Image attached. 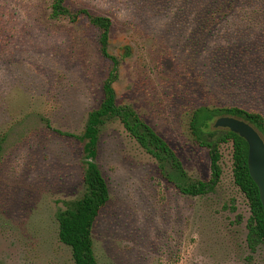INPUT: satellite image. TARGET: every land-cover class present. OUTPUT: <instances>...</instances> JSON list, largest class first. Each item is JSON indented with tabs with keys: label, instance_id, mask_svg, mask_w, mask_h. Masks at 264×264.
<instances>
[{
	"label": "rangeland",
	"instance_id": "1",
	"mask_svg": "<svg viewBox=\"0 0 264 264\" xmlns=\"http://www.w3.org/2000/svg\"><path fill=\"white\" fill-rule=\"evenodd\" d=\"M67 1L111 19L109 52L131 48L114 84L118 102L134 106L192 179L208 180V154L194 144L189 118L201 106L264 115V67L215 58L232 48L226 33L248 46L256 35L225 27L223 15L216 26L198 27V10L176 15L175 4ZM48 6L0 0V264H73L55 215L83 194V157L82 144L66 134L83 133L110 69L98 32L84 20H49ZM220 153L214 191L185 196L118 121L106 124L97 164L110 198L93 229L98 264H264V247L251 252L246 244L250 210L234 184L231 143Z\"/></svg>",
	"mask_w": 264,
	"mask_h": 264
},
{
	"label": "trees",
	"instance_id": "2",
	"mask_svg": "<svg viewBox=\"0 0 264 264\" xmlns=\"http://www.w3.org/2000/svg\"><path fill=\"white\" fill-rule=\"evenodd\" d=\"M136 1L152 9L175 4L177 7L175 13L181 16L198 10L195 14L198 27H205L203 26L205 24L216 26L220 15H223L225 27L244 30L242 32L244 34L256 35L254 36L256 43L248 46L240 41L232 42L226 33L223 40L230 42L232 48L215 55L216 64L228 61L230 65L234 62L235 67L236 61L241 59L257 70L258 67H264V0ZM48 3L49 20L55 22L67 20L73 25H78L84 20L94 28L98 32L99 53L110 62V69L102 84L101 104L88 113L80 136L66 134L82 144L83 157V194L77 200L63 202L64 209H59L55 215L58 241L70 249L72 263L98 264L94 252L93 229L99 213L110 198L107 182L97 164L98 144L102 128L112 121H118L130 137L155 159L160 175L168 183L189 197L205 196L214 191L222 175L220 147L231 143L234 184L248 201L250 210L246 225V244L251 252H255L261 246L264 247V212L258 189L248 173V146L238 135L227 129H216L212 125L214 120L224 116L243 120L252 126L264 141V115L236 106L222 108L201 106L193 110L188 122L189 133L194 144L207 151L210 177L206 181L192 179L176 152L146 123L134 106L118 102L114 84L119 80L121 64L131 56V48L125 46L118 57L109 52L111 19L94 15L83 7L72 8L67 0H48ZM44 121L49 128V122ZM5 139L6 135L0 136V152Z\"/></svg>",
	"mask_w": 264,
	"mask_h": 264
},
{
	"label": "water",
	"instance_id": "3",
	"mask_svg": "<svg viewBox=\"0 0 264 264\" xmlns=\"http://www.w3.org/2000/svg\"><path fill=\"white\" fill-rule=\"evenodd\" d=\"M216 129H227L242 138L247 146L248 173L256 185L259 200L264 212V141L257 131L243 120L233 117H220L215 120Z\"/></svg>",
	"mask_w": 264,
	"mask_h": 264
}]
</instances>
